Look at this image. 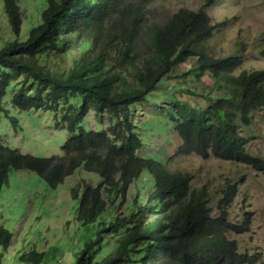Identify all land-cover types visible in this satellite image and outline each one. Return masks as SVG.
<instances>
[{"label": "trees", "instance_id": "trees-1", "mask_svg": "<svg viewBox=\"0 0 264 264\" xmlns=\"http://www.w3.org/2000/svg\"><path fill=\"white\" fill-rule=\"evenodd\" d=\"M150 2L47 0L40 23L21 39V5L3 0L15 38L0 46V110L13 86L14 107L61 113L68 135L62 154L53 156L0 142V195L15 171H33L57 188L83 168L99 179H83L71 188L73 198H80L75 220L83 229L71 264H253L254 255L240 251L229 234L247 229L245 221L229 217L238 183L226 184L214 207L209 187L193 186L192 174L172 165L173 159L195 153L264 172V159L249 152L239 131L264 106V70L236 74L242 58L212 53L208 42L217 25L204 7L181 8L158 22L147 16ZM78 48L82 52L70 67H51L57 53ZM192 58L190 69L177 77H191L203 90L174 85L173 95L187 93L202 105L186 98L171 107L178 140L173 155L164 162L141 156L136 104L148 101L175 63ZM91 112L108 114L109 126L91 127ZM12 241L13 233L1 226L0 246L7 250ZM45 258V251L33 249L16 260L44 264Z\"/></svg>", "mask_w": 264, "mask_h": 264}, {"label": "rangeland", "instance_id": "rangeland-1", "mask_svg": "<svg viewBox=\"0 0 264 264\" xmlns=\"http://www.w3.org/2000/svg\"><path fill=\"white\" fill-rule=\"evenodd\" d=\"M18 2L23 12L20 38L25 39L30 28L40 23L47 0ZM3 5L0 0V46L15 38ZM202 7L217 25L208 42L212 53L242 58V66L236 74L264 70V0H151L146 8L150 21L166 22L181 8L199 10ZM81 52L78 48L72 54L57 53L59 58L51 62V67L68 68L73 56L79 57ZM194 62L192 58L175 63L166 82L149 95L148 101L136 104L134 121L143 141L139 151L141 156L164 162L174 154L178 140L171 120V107L186 98L198 104L199 98L184 92L176 98L172 86H197L199 91L203 90L202 84H197L191 77H177L189 70ZM16 90L9 87L0 110V142L36 156L61 155L68 135L62 114L56 116L45 108L21 110L14 107L12 97ZM13 118L18 120L16 127ZM98 122L107 128L109 115L97 117L91 112L87 123L94 127L99 125ZM239 131L247 138L249 152L264 159V106L254 111L251 123L240 125ZM173 163V168L179 167L192 174L193 186L206 184L209 187L214 207L221 197V189L228 183H238L229 217L236 223L245 221L247 229L229 234L237 240L240 251L254 255L253 264H264V172L248 163L215 156L204 158L195 153L175 158ZM83 179L97 183L99 178L81 168L63 184L51 188L33 171L23 169L11 174L0 195V227L13 233V241L7 250L0 246L1 264H19L17 257L33 249L46 252L44 264H71L75 260L81 248L83 229L75 220L80 198H73L71 188L83 183Z\"/></svg>", "mask_w": 264, "mask_h": 264}, {"label": "clouds", "instance_id": "clouds-1", "mask_svg": "<svg viewBox=\"0 0 264 264\" xmlns=\"http://www.w3.org/2000/svg\"><path fill=\"white\" fill-rule=\"evenodd\" d=\"M263 172V171H262Z\"/></svg>", "mask_w": 264, "mask_h": 264}]
</instances>
